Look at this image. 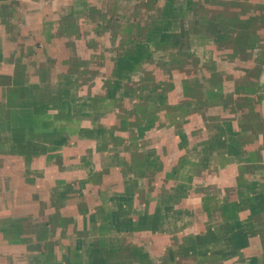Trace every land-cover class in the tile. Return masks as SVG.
Masks as SVG:
<instances>
[{
	"label": "crops",
	"instance_id": "1",
	"mask_svg": "<svg viewBox=\"0 0 264 264\" xmlns=\"http://www.w3.org/2000/svg\"><path fill=\"white\" fill-rule=\"evenodd\" d=\"M135 1L126 14L101 0H71L63 12L60 0H0V261L10 251L14 264H77L75 242L54 252L71 234L172 232L180 211L196 218L181 222L189 243L165 247L167 263L264 264V0ZM145 4L159 5L147 15L152 41L145 19L135 22ZM63 65L75 78L63 70L69 78L52 81ZM91 75L102 92L75 93ZM138 83L152 97L139 99ZM118 212L132 219L117 224Z\"/></svg>",
	"mask_w": 264,
	"mask_h": 264
},
{
	"label": "rangeland",
	"instance_id": "2",
	"mask_svg": "<svg viewBox=\"0 0 264 264\" xmlns=\"http://www.w3.org/2000/svg\"><path fill=\"white\" fill-rule=\"evenodd\" d=\"M69 1H71V0H60L59 5L61 6V12L66 10V6H67V3ZM101 1H106V4H107V2H109V3L110 2H117L120 6V11L124 12L126 14L131 11V5L134 2H136L135 0H101ZM156 1L160 2V0H156ZM146 2L147 1L145 0V3ZM56 6L57 5H55V7ZM115 6H116V4H115ZM158 6L159 5L156 6V10L154 7L149 8V5L146 6V4L143 6L142 5L139 6V9H140L139 15L142 16L143 18H137V20L135 22L138 23V20L142 21L145 19L146 32H145V30L143 32H145L144 36L146 37V41L148 38H150V40L152 41V36L154 35V32L150 36L149 31H154L153 27L155 26L154 25L155 22L152 24V18L147 17V15L148 14L154 15L155 14L154 11H158V9H159ZM118 9H119L118 7H115V9L111 8L109 11H107V15L110 18L114 19L113 17L115 16V14H116L115 12H117ZM114 10H115V12H114ZM137 17H138V15H137ZM123 19L126 20L127 18H123ZM129 20H130V18H129ZM162 20H164V18H162ZM174 20H177V23H179L178 18H172V21H174ZM83 22L84 21L82 19H80V22H78V27L81 29L88 30V31H90L89 34H92V26L94 25V23L93 22H84L83 23ZM124 24H126V23H124ZM105 27H107V26H105ZM111 27H112V25L107 28L108 30H106V28H105L104 31H110ZM119 27H120V25L119 26L114 25L112 30H115ZM100 39L102 42H106V44H108V46H109V42L111 39L107 40L106 35L104 37H101ZM80 45L82 46V43ZM81 49L82 50L76 49L77 54H72V56H69L71 59V62H74L73 64H75V62L78 61V60L73 59V58H75V57L79 58L80 55L84 54V53L80 54V52L85 51L84 47L83 48L81 47ZM154 56L158 57L159 54L154 55ZM65 57L66 56H64L63 54L61 55L62 60L66 59ZM146 58H148V56L143 58V59L140 58V61L138 60V62H141V61L145 60ZM47 61H48L47 63H51L50 60L47 59ZM104 63H105V58H104ZM76 65H77V63H76ZM58 67L59 66L55 67V71H54L55 74L53 73L54 75L52 76V81L54 79H56V77H55L56 73H59V74H61V76L59 77L60 80L62 82H64V80L68 79L69 77H66V78L63 77L62 74H64L63 72H65L63 70H66V71H69V70H68V68H66L67 67L66 65H63V67H60L59 69H58ZM96 68H101V67H99V65L96 64ZM107 68L108 69H105V67H104L105 71H103L104 70L103 68L100 69L101 72H103V75H107L109 73H112L111 71H109L110 70L109 65L107 66ZM60 69H61V71H60ZM150 69H151L150 67H148V68L146 67L145 69L140 68L139 70H140V73L143 75V74H147L148 72H150ZM65 73L68 76L72 75L70 77V80H73L75 78L76 74L73 72V69H72V71L65 72ZM133 73H138V69L136 70V72L133 71ZM109 77L114 78L113 75H109ZM119 77H121L120 79L122 80V82H127V84H128L129 81H131L132 78H134L132 75V69L130 72H128L126 70L125 71L124 70L119 71ZM76 79L80 80L81 77H77ZM88 79H93L94 84L92 85V87L86 88L84 85V86H82L81 89H79V91H77V89L75 88V90H76L75 93L76 92H78V94L82 93V96H84L83 93H85L86 90L89 92H95V93L96 92H99V93L102 92V86H99V84L97 83L98 82L97 77H95V76L93 77L91 75V76H88ZM98 79H99V81H101V79L99 77H98ZM49 80H50V78H49ZM138 84H140V86L139 87L136 86L135 91H136V95L139 96V99H142V101H146L148 98L152 97L153 93L150 92V90H151L150 86H143V84H141V83H138ZM125 88H128L126 90L127 94L133 92L132 87L130 85H126ZM121 89L122 88L117 87L115 90V93L118 91H121ZM70 91L71 92L74 91L73 86L70 88ZM111 101L112 102L109 103L110 105H113L114 107L116 106L119 108L121 107L119 102H117V100H115L114 98H111ZM99 104H101V103H96L94 105L99 107ZM127 106H129V105H127ZM127 106H126V109L128 108ZM175 114H176V117H179L181 115L178 107L176 109ZM155 121L152 122V118L148 121H143L141 124H139L138 128L143 129V130H145L146 128H150L151 126H153L155 124ZM190 123L194 124L192 121H190ZM180 127H181V124L179 125V129H180ZM66 129H68V127H66ZM174 130H175V127H174V129L170 130L169 137H172V138L174 137V134H172ZM153 131L154 130L146 132L144 137H147L148 138L147 140H150L151 136L153 135ZM156 132L160 133L161 129L157 130ZM159 138H161V136H159ZM152 142L153 141L150 140L149 144H151ZM173 144L174 143H172V145ZM96 158L98 160L99 156H97ZM177 170L181 171V168L179 167V169H177ZM117 174H118L117 171H113V169L109 172V176H111V177L115 176L118 178ZM176 183L180 184L179 181ZM176 183H175V185H176ZM180 189H181V187H180ZM173 190L175 192L177 190V188L174 187ZM183 191H185V190H183ZM183 191H181V193H182L181 195L184 196ZM174 192L172 194V199L174 201V202H172V204L176 205V203H177L176 198H179L180 193L178 192L176 195H174ZM120 195H122V194H120ZM128 199L130 200V198H128ZM108 202H110V200ZM111 202H112V200H111ZM28 204H29V202H28ZM113 204L118 205L119 199L118 200L116 199L115 203H113ZM109 206H111V204ZM29 207L31 208L32 206H29ZM38 207H39V205H38ZM108 215L109 214H107L106 217ZM116 215H117L116 216L117 221H115V222L117 224H123L125 220L129 221L132 219V213L131 212H127L125 214H121L118 212ZM193 217L196 218V216L188 217L187 215H181L180 211L177 212V214H175V215H174V213H172L168 219L169 220L168 227L170 228L169 230H173V231L172 232L167 231L165 233L156 232V231H158L157 227H152V226H151L152 229H150L152 231L151 233H147V232L146 233H120V232L118 233L117 231L116 232L111 231L108 234V237H106V233H105L102 238L99 236V235H101V233L99 231H97V232L93 231V233H91L89 230H86V232H82V233L80 231L79 233H76V235L75 234L74 235L69 234L70 236L66 237L64 240L62 239L61 240L62 244L57 246V247L55 246L54 252L57 256L59 254V252L64 251L66 246H68V247L69 246L70 247L76 246L77 247L76 252L79 253V255L78 254L76 255L77 264H80V262H82L83 258H86V256H87V259L85 260L84 263H81V264H169V263H167V260H169V255H171L173 253H172V251L169 250V248L166 249L165 247H168V245H171L170 247L175 246V243L178 241V239H179V241L176 244L178 246H180V247H178L180 249H182V244L184 245V244L189 243V240H187V239L183 240V238L182 239L179 238V236H180V232H179L180 229L179 228L181 226V222H184L185 220H187V218L193 220L194 219ZM118 221H119V223H118ZM154 223L158 224L157 218H155ZM186 231H187V229H184L185 233H186ZM122 235H124V237ZM169 235H170V237H169ZM75 238H77V239H75ZM74 242H75V244H74ZM64 243H68V244L63 245ZM132 243L139 244L138 249L136 250L137 253H136V251H132L130 249L131 247H126L128 244H132ZM73 244H74V246H72ZM193 249H196V248H193ZM190 251H192V249L191 250L186 249L184 251V253L186 254L187 252H190ZM134 255H135V259H134ZM199 257L200 256H198L195 264H205L206 260L205 259H199ZM80 259H81V261H80ZM12 260H14L13 254L10 251H8L7 256L5 257L6 262L4 261L5 262L4 263L3 261H0V264H7V263L14 264L11 262ZM136 260H137V262L135 263L134 261H136ZM161 261H164V262L161 263ZM76 262H74V263H76ZM66 264H70V263H66Z\"/></svg>",
	"mask_w": 264,
	"mask_h": 264
},
{
	"label": "trees",
	"instance_id": "3",
	"mask_svg": "<svg viewBox=\"0 0 264 264\" xmlns=\"http://www.w3.org/2000/svg\"><path fill=\"white\" fill-rule=\"evenodd\" d=\"M137 56L139 57V54H137Z\"/></svg>",
	"mask_w": 264,
	"mask_h": 264
}]
</instances>
